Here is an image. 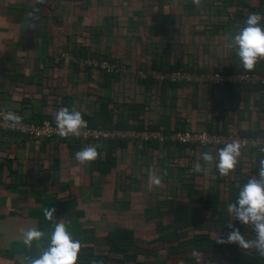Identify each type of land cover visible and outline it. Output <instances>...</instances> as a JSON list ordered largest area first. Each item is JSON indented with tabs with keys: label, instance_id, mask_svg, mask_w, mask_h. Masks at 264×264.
I'll list each match as a JSON object with an SVG mask.
<instances>
[{
	"label": "crops",
	"instance_id": "0c3cea01",
	"mask_svg": "<svg viewBox=\"0 0 264 264\" xmlns=\"http://www.w3.org/2000/svg\"><path fill=\"white\" fill-rule=\"evenodd\" d=\"M250 12L264 14V0H0V109H19L34 124L56 123L67 107L91 126L120 132L252 135L264 128V88L162 85L150 77L174 66L264 77V59L246 70L229 47ZM94 56L149 79L111 78L85 65ZM129 140L0 137V264H28L47 240L29 247L23 231L48 232L56 222L80 241L77 264H254L255 248L219 241L231 223L255 237L227 205L258 177L263 154L240 150L234 169L221 175V147ZM92 145L98 158L76 160ZM205 152L215 159L204 161ZM47 208H55L54 219L44 216Z\"/></svg>",
	"mask_w": 264,
	"mask_h": 264
},
{
	"label": "clouds",
	"instance_id": "9594fccd",
	"mask_svg": "<svg viewBox=\"0 0 264 264\" xmlns=\"http://www.w3.org/2000/svg\"><path fill=\"white\" fill-rule=\"evenodd\" d=\"M229 47L235 49L240 63L246 70H252L259 60L264 59V14L248 13L243 26L233 35ZM55 121L61 135L69 133L78 135L86 124L80 111L70 110L67 107L57 111ZM14 123L22 122L15 120ZM240 147L238 142L232 141L217 150L216 168L221 175H228L234 169L240 157ZM97 149L98 145L85 147L76 152L75 158L81 163L95 160L99 156ZM202 159L210 162L215 157L205 152L202 153ZM196 170H203L199 163L196 165ZM156 182H159L158 178ZM55 211V208H47L44 210V216L52 220L55 218ZM227 211L234 221L250 225L255 237L246 239L240 229L231 223L228 227L231 231L228 232L226 240L221 239L219 242L237 243L243 249L255 248L264 255V160L261 161L258 177L249 178L240 186L235 201L227 205ZM22 239L29 247L33 241H36L37 247H40L39 242L47 240V247L41 248L40 253L35 258L29 259L28 264H77L81 244L79 240L73 238L65 222H56L48 232L34 226L29 227L23 231ZM194 255L199 257L198 253Z\"/></svg>",
	"mask_w": 264,
	"mask_h": 264
},
{
	"label": "built area",
	"instance_id": "2783aa9c",
	"mask_svg": "<svg viewBox=\"0 0 264 264\" xmlns=\"http://www.w3.org/2000/svg\"><path fill=\"white\" fill-rule=\"evenodd\" d=\"M81 63L79 61L77 64ZM87 67L100 71V73L111 74H136L127 70L124 65L117 64L105 58H89L86 60ZM147 76V75H146ZM159 84L186 82L192 84L211 83L216 86L226 84H249L260 85L264 83V77L260 74H191L183 71H174L169 73L151 74L150 77ZM141 79V78H140ZM149 79V76L143 78ZM152 79V78H151ZM15 120L22 123L16 124ZM11 132L13 134L28 135L30 138L41 140H61L65 141L70 138H79L84 141L97 142L108 139H138L143 143L152 141L160 144L171 143L175 145H197L203 148L208 147H224L227 142L236 141L240 144V150H254L264 154V128L257 134L251 136H243L234 130L226 133L209 132L207 130L190 132V131H169L164 130H143V131H126L120 132L105 127H93L85 124L79 131V134L69 133L61 135L56 123L44 122L42 124H34L26 121L15 109H0V133Z\"/></svg>",
	"mask_w": 264,
	"mask_h": 264
},
{
	"label": "trees",
	"instance_id": "16d2710c",
	"mask_svg": "<svg viewBox=\"0 0 264 264\" xmlns=\"http://www.w3.org/2000/svg\"><path fill=\"white\" fill-rule=\"evenodd\" d=\"M90 58V57H89ZM94 58H97V59H100L101 57H97V56H94ZM111 60V59H110ZM111 61H113V62H115L114 60H111ZM75 64V63H74ZM77 65V64H76ZM158 71L159 72H163V73H169V72H174V71H183V70H181L180 69V66H174V67H172V69L171 70H160V69H158ZM186 72V71H185ZM198 72V71H197ZM189 73V72H188ZM194 74H202V72H198V73H194ZM219 74H223V73H219ZM232 74H244V72H242V73H238V72H232V73H230V74H227V75H232ZM252 74H254V73H252ZM107 75V74H106ZM116 75H119V74H109V75H107V76H111V78L113 77V76H116ZM147 82L148 81V79H146V80H143V82ZM179 83H186V82H179ZM179 83H164V84H162V85H174V84H179ZM207 84V83H206ZM197 85H205V84H197ZM213 85V84H212ZM245 85H249V84H234V85H231V84H226V85H222V86H216V85H213V86H215V87H226V86H234V87H242V86H245ZM250 86V85H249ZM251 86H254V87H257V88H264V83H260V85L258 86V85H251ZM3 109H6V108H3ZM8 109H10V108H8ZM13 109H15V110H18L19 111V113H21L22 114V112H21V110H19V109H16V108H13ZM27 121V120H26ZM106 128V127H105ZM151 128H153V127H151ZM158 128V127H157ZM109 129V128H108ZM111 130H113V129H111ZM146 130V129H145ZM164 131H166V130H164ZM207 131H209V132H215V131H211V130H207ZM261 131V130H260ZM259 131V132H260ZM227 131H217L216 133H226ZM259 132H256V133H254V134H252V135H255V134H257V133H259ZM14 136V134L13 133H11V132H8V133H4V132H1L0 133V137H4V136ZM240 135H243V136H251V135H244V134H240ZM24 137L25 138H27V139H29L30 138V136H28V135H24ZM50 140V139H49ZM75 140H80L79 138H70V139H67V140H65V142H72V141H75ZM109 140H111V139H108V140H102V141H98V142H106V141H109ZM121 140H125V141H128V142H130L131 140H129L128 138L127 139H121ZM39 142V141H38ZM152 142H155V141H152ZM152 142H149V143H152ZM149 143H147V144H149ZM158 143V142H157ZM164 144H169V143H164ZM200 147V146H199ZM201 148H203V147H201ZM261 154H263V153H261ZM263 156H264V154H263ZM253 258H252V260H254V264H264V255H261L258 251H256V256H252ZM245 261V263H247V264H250V259H245L244 260Z\"/></svg>",
	"mask_w": 264,
	"mask_h": 264
},
{
	"label": "rangeland",
	"instance_id": "374dc122",
	"mask_svg": "<svg viewBox=\"0 0 264 264\" xmlns=\"http://www.w3.org/2000/svg\"><path fill=\"white\" fill-rule=\"evenodd\" d=\"M123 3V2H122ZM121 5V4H120ZM124 5H126V2H125V4ZM121 6H123V5H121ZM118 25H120V26H124V24L125 23H123L122 22V20H119L118 22ZM35 33H37V31H36V29H34L33 31H32V35H33V38H36L34 35H35ZM33 40H37V39H33ZM37 41H39V40H37ZM80 61V59H74V63H78ZM117 64H119V62H117ZM120 65H122V64H120ZM125 66V65H124ZM127 70L129 71V69L127 68ZM136 74H134L137 78H141L142 80H145V79H143V78H145V77H147L146 75L147 74H144V73H139L140 71H134ZM183 72H185V71H183ZM160 72L158 71V72H156V73H152V74H159ZM163 73V72H162ZM130 74V73H129ZM120 75H126V74H120Z\"/></svg>",
	"mask_w": 264,
	"mask_h": 264
}]
</instances>
